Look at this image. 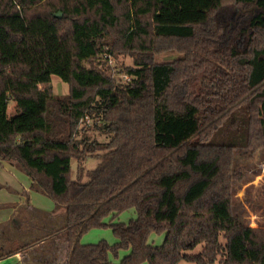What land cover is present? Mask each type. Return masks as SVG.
Instances as JSON below:
<instances>
[{"label":"trees","instance_id":"16d2710c","mask_svg":"<svg viewBox=\"0 0 264 264\" xmlns=\"http://www.w3.org/2000/svg\"><path fill=\"white\" fill-rule=\"evenodd\" d=\"M165 51L179 56L156 60ZM108 52L133 57L128 78ZM10 100L42 106L41 134L3 118ZM260 149L264 0H0V160L65 208L44 233L66 242L61 264H264V223L236 187L237 150ZM102 226L115 243L81 242ZM26 240L0 260L39 241Z\"/></svg>","mask_w":264,"mask_h":264},{"label":"rangeland","instance_id":"374dc122","mask_svg":"<svg viewBox=\"0 0 264 264\" xmlns=\"http://www.w3.org/2000/svg\"><path fill=\"white\" fill-rule=\"evenodd\" d=\"M63 15V13H62ZM62 15L60 17H62ZM108 56L105 58L108 61V64L113 68L115 71L116 77H121L123 75L124 78L126 74H121L118 70L121 68L122 65H131L133 64V57L128 53H118L112 54L108 52ZM179 53L177 51H165L156 54V60L158 61H166L177 58ZM52 87L54 92L58 95L66 94L69 90V84L61 79L58 75H52ZM42 116H43V108L42 106L35 105L33 102L26 103V102H16L15 100H10L7 111L4 114V119H9L12 117H17L18 119L24 121L29 126H34L35 129L39 130V134H41L42 129ZM92 137H96L98 139H105L104 135H101L98 130H92L90 132ZM97 159L91 157L89 158L86 163L85 167L87 169L95 168L97 164ZM77 162L73 160L72 168L73 174L76 173ZM236 167L237 170L241 171L242 178L237 180L236 187H237V196L245 203L244 207L247 210L246 218L252 226H257L258 223H264V149H260L256 152H251L250 150H237L236 152ZM18 168V167H17ZM20 169V168H19ZM23 172L25 177L28 175ZM1 174V171H0ZM8 189L5 186L0 185V202L4 197H7ZM43 197L45 202L55 203L51 198H49L46 194ZM136 210L134 207L128 208L122 211L115 221H122V222H129L130 219L135 218ZM62 217V216H61ZM111 217H107L105 220L109 221ZM47 220V217H43V221ZM48 221V220H47ZM42 226V223L39 219L35 220L34 223L29 225L31 229H38ZM27 227V230L28 228ZM40 232V231H39ZM40 234H42L40 232ZM15 236L19 235L21 238L25 237L26 234L18 231ZM5 236H0V252L2 251V244L5 243L4 249H11L19 246V244H23L27 242L26 239H14L5 238ZM106 240L109 243L113 244L117 241V237L114 234L112 228L110 226H102L97 228H92L86 233L83 234L81 238V242L84 243H95L99 242L100 240ZM164 240L163 233L153 232L150 235L149 242L153 245H160ZM28 246L25 248L27 249ZM37 248L35 246L31 247L28 250V253L33 255L36 252ZM126 253V251H121L120 255L116 260L122 258V255ZM141 264H148L147 262H143Z\"/></svg>","mask_w":264,"mask_h":264},{"label":"crops","instance_id":"0c3cea01","mask_svg":"<svg viewBox=\"0 0 264 264\" xmlns=\"http://www.w3.org/2000/svg\"><path fill=\"white\" fill-rule=\"evenodd\" d=\"M0 171V185L5 186L10 193L0 202V225L8 224L4 230L0 227V233L6 232L12 239L37 237L39 240L25 250L4 257L0 260V264H61L67 257L66 242L55 239V235L45 238L44 233L47 231L46 226L50 231L65 218V208L57 207L53 202H45L43 199L45 195L32 187L31 178L25 177L23 172L9 161L0 160ZM43 217H47L48 221H43ZM37 219L42 223L40 228L24 230ZM18 231L26 236L23 238L19 235L15 236ZM2 246H5V243ZM33 246L37 250L31 255L28 250ZM40 259L43 261L41 262Z\"/></svg>","mask_w":264,"mask_h":264},{"label":"water","instance_id":"95a60500","mask_svg":"<svg viewBox=\"0 0 264 264\" xmlns=\"http://www.w3.org/2000/svg\"><path fill=\"white\" fill-rule=\"evenodd\" d=\"M56 15H57L58 17H60V16L62 15V12L59 11L58 13H56Z\"/></svg>","mask_w":264,"mask_h":264},{"label":"built area","instance_id":"2783aa9c","mask_svg":"<svg viewBox=\"0 0 264 264\" xmlns=\"http://www.w3.org/2000/svg\"><path fill=\"white\" fill-rule=\"evenodd\" d=\"M126 77L128 78V76L126 75Z\"/></svg>","mask_w":264,"mask_h":264}]
</instances>
